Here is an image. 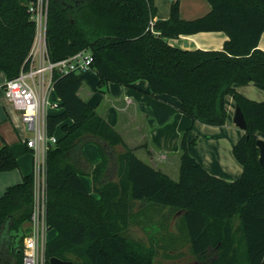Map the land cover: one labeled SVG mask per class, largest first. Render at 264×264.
Instances as JSON below:
<instances>
[{"label":"trees","instance_id":"1","mask_svg":"<svg viewBox=\"0 0 264 264\" xmlns=\"http://www.w3.org/2000/svg\"><path fill=\"white\" fill-rule=\"evenodd\" d=\"M34 0H0V71L7 80L30 66L36 24L29 10ZM206 16L184 21L180 0L170 18L150 22L154 0H49L46 44L57 62L82 50L93 56L91 70L98 89L110 83L133 88L149 83L150 96L180 101L179 111L193 123L224 126L225 98L232 94L246 120V130L232 153L243 167L240 178L211 175L190 152L189 130L180 139L179 179L141 160L122 135L78 92L83 72H53L60 113L48 116V132L64 136L47 153V264L51 258L73 264H156L157 248L129 234L137 204L169 208L181 215L178 231L195 264H264V168L258 134L264 135V101L238 93L234 85L250 82L264 88V0H207ZM224 32L220 51L183 50L168 39L199 32ZM71 121V124L68 123ZM98 148L93 166L84 148ZM122 147L124 151L119 152ZM153 157L148 146H140ZM31 153L25 142L0 147V173L18 168ZM89 176L91 194L82 181ZM33 207V174L7 188L0 197V264H23L24 225ZM49 231V232H50Z\"/></svg>","mask_w":264,"mask_h":264},{"label":"crops","instance_id":"2","mask_svg":"<svg viewBox=\"0 0 264 264\" xmlns=\"http://www.w3.org/2000/svg\"><path fill=\"white\" fill-rule=\"evenodd\" d=\"M172 1L173 0H154L157 10V14L153 19L154 22L170 18ZM211 9V5L207 0H180V18L184 21H193L202 18L210 13ZM227 40L228 35L226 33L214 31L180 35L168 39V43L183 50L220 51L223 49ZM259 49L264 51V32L260 38ZM85 72L87 73V71ZM85 72L82 74H85ZM6 81L7 79L4 73L0 71V147L3 145V142L8 144H14L20 141L25 142L32 136V133L23 122L22 116L9 105L5 98L4 85ZM234 88L238 93L248 99L259 102L264 101V88L261 84L255 82H250L245 85L235 84ZM123 90L124 93L121 98H110L109 101L111 106H114L116 109V111H113L111 114L107 107L103 109L99 107L95 101L90 100L92 94L88 92V90L83 89V82L78 94L122 135L125 143L129 147L134 148V150H143L146 153L149 161L147 159V161L143 160L144 162L169 175L161 167L162 165H166L169 169L170 164L166 161L167 157H173L172 159H174V161H179L180 140L178 149L176 146V138L181 139L182 134L189 130L188 142L195 139L197 140L195 146L189 147V152L211 175L226 181H234L241 177L243 167L234 158L232 150L234 145L244 134V131L238 128L234 123L236 104L232 94L227 95L225 98V107L228 114L226 124L224 126L214 127L200 122L193 123L190 118L179 111L180 101L175 97L168 95H148L151 89L147 81L143 83L142 80H139L134 84L133 88H124L123 86ZM84 95L88 96L89 99L86 100ZM51 98L54 99L53 101L60 102V99L54 91L51 93ZM141 106L143 107V111L141 110ZM60 112L61 110L59 108H51L49 110V115L58 114ZM68 123L71 124V121H68ZM59 128L60 127H58L57 130ZM56 132L54 135H56ZM60 136L59 138L64 136L63 131ZM258 136L264 139V135L258 134ZM163 137L165 138V142L163 140L159 142L158 140ZM140 146H148L153 153V157H150L147 151ZM157 146H171L167 148L161 147L163 155L159 154L160 160L159 157L156 156L158 151L156 150L158 149ZM84 151L93 166L100 161L98 148L95 145H86ZM21 158L22 157H20L19 160H21ZM25 165L24 174L21 173V177H17L13 174V171L0 173V197L4 195L8 187L20 183L24 176L32 173L31 165ZM81 178L88 191L92 194L93 182L91 177L82 176ZM153 210H155V206L151 204H137L135 207V211H141V213ZM158 215L162 218L163 223L168 222L171 223L173 227H176L175 231L163 233V236H172L174 239L172 240L173 246L179 247L177 238L179 236V231L177 225L181 215L179 216L177 214L171 216L169 210H162ZM147 216L149 215H144V217ZM138 224L139 228H142L144 225L142 223ZM29 229L30 224L28 222L24 225V233H27ZM142 232L144 237L141 236L140 238H136L133 237L132 234L131 237L135 240L147 243L145 239L146 234L144 231ZM173 233L176 234L174 235ZM177 250L180 251V248ZM177 250L171 249L170 251Z\"/></svg>","mask_w":264,"mask_h":264},{"label":"built area","instance_id":"3","mask_svg":"<svg viewBox=\"0 0 264 264\" xmlns=\"http://www.w3.org/2000/svg\"><path fill=\"white\" fill-rule=\"evenodd\" d=\"M49 0H34L29 3L32 19L36 24V38L31 51L30 66L4 85V95L13 108L22 113L23 122L32 133L26 140L33 158V207L29 221L30 229L25 233L22 255L23 264H47L49 224L47 219V153L57 139L48 132V116L51 108H59L53 101V72L60 74L85 72L91 69L93 56L82 50L57 62L49 58L46 44ZM154 20L150 22L153 30Z\"/></svg>","mask_w":264,"mask_h":264},{"label":"rangeland","instance_id":"4","mask_svg":"<svg viewBox=\"0 0 264 264\" xmlns=\"http://www.w3.org/2000/svg\"><path fill=\"white\" fill-rule=\"evenodd\" d=\"M82 82H83V89L88 90V92H91L92 96L90 100H93L96 102V104L99 105L101 108H108V111H110V114L116 109L114 106H111L110 98L112 99H118L123 96L124 90L123 86L115 83H110L108 87L103 88L102 90L98 89V77L95 71L89 70L87 73L82 74L81 76ZM143 83H146L145 80H142ZM125 88V87H124ZM85 99L88 100L89 97L85 96ZM52 100H54L52 98ZM8 102V101H7ZM9 103V102H8ZM9 105L13 107L10 103ZM110 106V107H109ZM14 109V108H13ZM15 110V109H14ZM141 110L143 111V107L141 106ZM18 112V111H17ZM101 112V110H100ZM21 116L22 113L18 112ZM62 129L59 128L56 132V135H54L57 139V141L61 137ZM170 135V134H169ZM163 140L165 142V138H161L158 141L161 142ZM179 140L180 138H176V146H179ZM158 150L156 153V156L159 157V154L163 155L161 147H171V146H157ZM179 149V147H178ZM119 152L124 151L122 147L118 148ZM134 153L142 160L147 161L146 153L143 150H134ZM171 156V155H170ZM173 157H167L166 161L169 162L170 167L162 165V169L166 171L169 176L177 181L179 179V161H174L172 159ZM160 160V157H159ZM149 161V159H148ZM25 164L31 165V171H32V158L31 154L22 156L21 160H19V169L13 170V174H15L17 177H21V173L24 174ZM166 164V163H161ZM21 180V178H20ZM19 180V181H20ZM162 210H170L169 208H161L159 206H155V210L153 211H144L142 212L136 219L131 218V229L129 234L133 237L140 238L143 236V232L146 234V241L148 244H153L157 248V257L155 259L156 264H195V259L193 258L192 254L190 253L187 244H185V233L180 232L178 233V241H179V247L173 246L172 236H163V233H169L175 231L176 227L171 225V223H163L162 218L159 217L158 214H160V211ZM145 214H148L149 216L144 217ZM138 223L144 224L142 228L138 227ZM137 225V227H136ZM174 235L176 233H173ZM55 235L54 231H50L48 233L49 238ZM176 238V237H175ZM176 244V243H175ZM177 245V244H176ZM180 248V251L177 250ZM171 249H176L177 251H170Z\"/></svg>","mask_w":264,"mask_h":264},{"label":"water","instance_id":"5","mask_svg":"<svg viewBox=\"0 0 264 264\" xmlns=\"http://www.w3.org/2000/svg\"><path fill=\"white\" fill-rule=\"evenodd\" d=\"M234 123L241 130H243V131L246 130L247 124H246L245 116L239 107H236V109H235ZM257 146H258L259 152H260L259 162H260V165L264 168V139L259 138L257 141ZM50 264H73V262L72 261H63V260L58 259V258H51Z\"/></svg>","mask_w":264,"mask_h":264}]
</instances>
